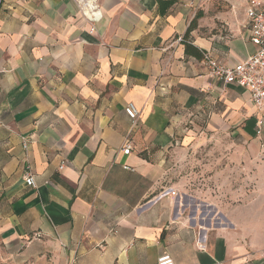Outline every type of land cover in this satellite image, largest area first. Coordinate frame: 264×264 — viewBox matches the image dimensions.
<instances>
[{
	"label": "crops",
	"instance_id": "0c3cea01",
	"mask_svg": "<svg viewBox=\"0 0 264 264\" xmlns=\"http://www.w3.org/2000/svg\"><path fill=\"white\" fill-rule=\"evenodd\" d=\"M246 1L0 0V264H264V110L201 61Z\"/></svg>",
	"mask_w": 264,
	"mask_h": 264
},
{
	"label": "built area",
	"instance_id": "2783aa9c",
	"mask_svg": "<svg viewBox=\"0 0 264 264\" xmlns=\"http://www.w3.org/2000/svg\"><path fill=\"white\" fill-rule=\"evenodd\" d=\"M90 10L93 11L94 7ZM95 14L96 12L92 15ZM245 15L249 29V42L255 47L254 53L231 67L217 62L209 52L201 53V61L207 75L220 83L223 88L235 85L245 89L252 104L257 109L264 110V0H247ZM90 31L92 32L93 29ZM124 112L132 123L137 121L138 112L133 104H128ZM261 125V123L258 124L257 136L261 134ZM23 148H26L25 142ZM130 150V143L127 142L121 151L124 155H128ZM63 167L64 162L60 164L59 169L62 170ZM124 169L129 168L124 167ZM23 180L26 186L35 188L34 177L29 169L26 170ZM167 191H170L172 197L177 195L175 191L167 189L163 190L159 197L165 196Z\"/></svg>",
	"mask_w": 264,
	"mask_h": 264
},
{
	"label": "rangeland",
	"instance_id": "374dc122",
	"mask_svg": "<svg viewBox=\"0 0 264 264\" xmlns=\"http://www.w3.org/2000/svg\"><path fill=\"white\" fill-rule=\"evenodd\" d=\"M216 142H214L213 144H215ZM206 147H211L213 149H215L216 151L214 153H212V155H209L208 157H201L199 158V161H203V160H210V173L209 175H214L215 174V171L219 170L222 166L221 164V152H219V148H222V147H219V146H214V145H208V146H202L201 148H206ZM198 166V165H196ZM200 166V165H199ZM198 167H194V171L198 170V171H201L200 168ZM234 176H237V174H234ZM200 182L197 183L199 185V187H202L203 185H205L204 182H201L202 179L200 178L199 179ZM220 181V180H219ZM221 182V181H220ZM211 185V189L213 191V194H219L218 191L220 190L219 187H220V184L218 185L216 182H213V181H209V183ZM233 186L235 187V189H238V182L237 181H234L233 182ZM250 187H247L246 189V194L247 195H254V189H253V185H249Z\"/></svg>",
	"mask_w": 264,
	"mask_h": 264
},
{
	"label": "trees",
	"instance_id": "16d2710c",
	"mask_svg": "<svg viewBox=\"0 0 264 264\" xmlns=\"http://www.w3.org/2000/svg\"><path fill=\"white\" fill-rule=\"evenodd\" d=\"M160 13H164L165 9L169 8L172 5V2H159Z\"/></svg>",
	"mask_w": 264,
	"mask_h": 264
}]
</instances>
